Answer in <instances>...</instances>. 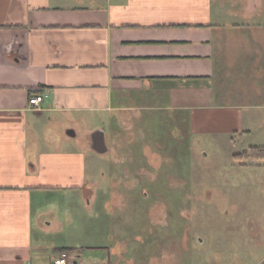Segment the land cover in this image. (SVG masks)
Segmentation results:
<instances>
[{
    "label": "crops",
    "instance_id": "1",
    "mask_svg": "<svg viewBox=\"0 0 264 264\" xmlns=\"http://www.w3.org/2000/svg\"><path fill=\"white\" fill-rule=\"evenodd\" d=\"M260 108L264 0H0V264L69 249L44 251L36 230L52 226L48 195L92 187L80 141L100 153L93 117L168 109L188 134L235 145ZM93 254L71 264H146Z\"/></svg>",
    "mask_w": 264,
    "mask_h": 264
},
{
    "label": "rangeland",
    "instance_id": "2",
    "mask_svg": "<svg viewBox=\"0 0 264 264\" xmlns=\"http://www.w3.org/2000/svg\"><path fill=\"white\" fill-rule=\"evenodd\" d=\"M256 111L260 122L235 145L188 134L168 109L93 117L100 153L80 141L92 187L48 195L41 211L53 223L36 242L111 263L264 262V108Z\"/></svg>",
    "mask_w": 264,
    "mask_h": 264
},
{
    "label": "built area",
    "instance_id": "3",
    "mask_svg": "<svg viewBox=\"0 0 264 264\" xmlns=\"http://www.w3.org/2000/svg\"><path fill=\"white\" fill-rule=\"evenodd\" d=\"M42 103V96L39 94H34L29 97L28 104L30 109L33 111H40ZM52 264H71L69 254L66 251H61L54 258Z\"/></svg>",
    "mask_w": 264,
    "mask_h": 264
},
{
    "label": "trees",
    "instance_id": "4",
    "mask_svg": "<svg viewBox=\"0 0 264 264\" xmlns=\"http://www.w3.org/2000/svg\"><path fill=\"white\" fill-rule=\"evenodd\" d=\"M64 250L68 251V250H70V249H64ZM61 251H62V250H61Z\"/></svg>",
    "mask_w": 264,
    "mask_h": 264
},
{
    "label": "water",
    "instance_id": "5",
    "mask_svg": "<svg viewBox=\"0 0 264 264\" xmlns=\"http://www.w3.org/2000/svg\"><path fill=\"white\" fill-rule=\"evenodd\" d=\"M98 143H101V140ZM98 149H101V148H98Z\"/></svg>",
    "mask_w": 264,
    "mask_h": 264
}]
</instances>
